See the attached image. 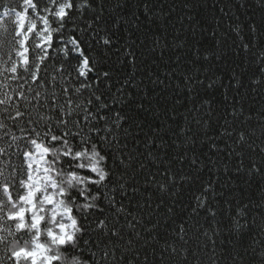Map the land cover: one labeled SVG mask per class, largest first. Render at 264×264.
<instances>
[{"label":"snow or ice","instance_id":"obj_1","mask_svg":"<svg viewBox=\"0 0 264 264\" xmlns=\"http://www.w3.org/2000/svg\"><path fill=\"white\" fill-rule=\"evenodd\" d=\"M254 4L243 21L246 0L213 5L211 55L257 66L245 86L238 63L224 84L172 60L153 29L164 4L0 0V264H149V251L153 264H264V107L254 125L244 109L264 92V0ZM184 20L195 36L199 21ZM201 131L219 161L197 153ZM185 162L216 175L191 205L183 188L200 177Z\"/></svg>","mask_w":264,"mask_h":264},{"label":"trees","instance_id":"obj_2","mask_svg":"<svg viewBox=\"0 0 264 264\" xmlns=\"http://www.w3.org/2000/svg\"><path fill=\"white\" fill-rule=\"evenodd\" d=\"M131 4H135L138 2V0H129ZM229 0H191V3L198 4L199 7L196 8H189L186 9L183 7V4L185 3V0H151V3L155 6H158L159 4H164L165 11L167 12L166 18H161L157 25L153 26V29L159 34L162 38L166 37L167 42L170 44L169 53L168 55L171 56L172 60H175V56L177 54L181 55L182 61H186L188 63H184L182 67H193L192 61H195V67L199 68L200 71L203 73L206 69L208 70V73L210 75L214 74L215 77H219L220 81L224 84L228 82V79L232 75V70L235 68L236 64H240L241 68H247L248 71L241 77L242 81L244 82L245 86L249 82V77H252L254 72H258L257 66L254 64L248 63L244 60V57L241 56L239 59L235 57V54L231 51H229L228 58H222L221 60L217 61L215 58L211 55L212 52L216 51V41L213 39L211 33L213 29L216 28L215 18L220 17L221 13L219 12V7L214 8V4H226ZM232 3H237V0H231ZM246 3L250 5L249 7L245 9H241L237 11V15L240 16L241 20L243 21L245 19V11H247V14L249 16L252 15L253 9L255 8L254 0H246ZM171 6L169 8L168 6ZM172 8L175 10L172 11ZM2 10V9H0ZM136 10V9H132ZM234 11L236 9H233ZM142 13V9H140ZM256 12V18L258 19L260 16V10L257 8L255 9ZM187 15H194L196 20L199 21V26L197 28V32L195 36H193L191 32L190 26H188V20ZM181 16L185 17L184 24L185 26H188V30L185 31L183 27H181V24L179 22V19ZM143 19V16H142ZM168 20H171L172 23L169 24ZM229 23L227 18H223L221 20V32H227V24ZM163 25L164 27H159V25ZM174 25V27H173ZM148 25L145 24V28H147ZM203 29H207V32H203ZM177 30H179V35L177 36ZM180 43L181 41H184V48L180 49L177 48L175 52L171 50V42ZM230 42V41H229ZM234 47V46H233ZM191 49V50H189ZM199 49V60H196V50ZM205 55H209V60L205 61L203 57ZM114 59V57H113ZM171 63V61H170ZM161 69L167 70L166 66L161 64ZM155 70V69H154ZM237 72L240 71V69H236ZM223 87H219L215 90V97L216 101L222 103L223 101ZM241 93L243 94L245 92V88L240 89ZM264 92L258 90L257 92H248L246 101L244 103V109H245V115H251L252 116V123L253 125L256 122L257 113L260 112L261 108L264 107ZM222 110V109H220ZM181 112L184 111L183 108L180 109ZM180 119V118H178ZM182 123V119L180 120ZM220 123H223V120L220 121ZM219 125L213 123V128H218ZM212 133L209 132V135ZM256 134L259 135V129H256ZM231 143V141H229ZM259 143V141H257ZM223 147V143L220 145ZM196 151L198 154H200L202 159L207 160V156H212V159L219 161L220 157L212 155L208 152V146H207V140L205 136L203 135V131L199 133V140L197 142ZM207 154V155H204ZM192 153H189V158H191ZM224 163H229V166L232 167L233 165L230 164V162L227 160V157L224 159ZM180 165H176V168H179ZM184 172L186 174H190L193 177L199 176L200 180H193L190 182L186 187L183 188V195H184V203L186 204H192L194 201L191 200V197L193 194H199V190L202 187V184L200 181H207L209 177L212 179H216V175L214 172L210 173L207 168L203 169V171L199 173H192L190 169L187 167V162H185L184 165ZM221 179L220 183H224L227 181V177L223 175L222 166H221V173H220ZM141 184H143V178L140 177ZM195 185V187H193ZM242 189H247V185L241 184ZM150 191L154 192V189H150ZM218 191H225L224 189H221L218 185ZM254 190L249 189L248 194H251ZM147 195V193H146ZM159 194L154 193V199L156 202H159L158 200ZM165 199H168L165 196ZM217 199H222L221 197H217ZM155 207V204L153 205ZM187 211H190V207ZM187 211L183 213L184 218H187ZM200 222L204 223V217L201 215L199 217ZM163 243V241H161ZM141 260H143V253H141ZM149 264H153V257L151 255V252L149 251L148 255ZM155 261H159V256L157 255L155 257Z\"/></svg>","mask_w":264,"mask_h":264}]
</instances>
